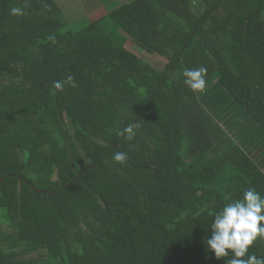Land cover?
<instances>
[{"label": "trees", "instance_id": "trees-1", "mask_svg": "<svg viewBox=\"0 0 264 264\" xmlns=\"http://www.w3.org/2000/svg\"><path fill=\"white\" fill-rule=\"evenodd\" d=\"M253 188L264 0H0V264H226L208 212Z\"/></svg>", "mask_w": 264, "mask_h": 264}, {"label": "clouds", "instance_id": "clouds-1", "mask_svg": "<svg viewBox=\"0 0 264 264\" xmlns=\"http://www.w3.org/2000/svg\"><path fill=\"white\" fill-rule=\"evenodd\" d=\"M26 13L21 7L11 8V15L24 16ZM49 40L56 42L55 36H50ZM184 83L194 93H205L207 87V68L185 70L183 73ZM75 78L69 76L66 81H56L54 84L57 92L64 91L65 83L72 87H77ZM139 124H131L118 133L119 136L132 141L136 137V129ZM114 160L119 164H126L127 153L117 152ZM225 197V200H230ZM264 198L253 188L247 190L243 198L231 203H227L222 211H209L208 215L214 217L212 223V238L207 239V248L215 253L216 259L229 257L226 264H264V258L256 255L248 256L250 247L257 239H264Z\"/></svg>", "mask_w": 264, "mask_h": 264}, {"label": "rangeland", "instance_id": "rangeland-1", "mask_svg": "<svg viewBox=\"0 0 264 264\" xmlns=\"http://www.w3.org/2000/svg\"><path fill=\"white\" fill-rule=\"evenodd\" d=\"M83 1V4L85 5V3H86V0H82ZM121 1V3H123V2H127V1H130V0H120ZM88 2V1H87ZM202 7H199V8H197V11L198 10H200ZM196 10V9H195ZM73 11V10H72ZM75 11V10H74ZM73 11V12H74ZM127 47L130 49V51H132L133 53H135V54H137L138 56H140V57H142L146 62H149L150 61V63H152V64H157L158 66H160V67H162L163 66V64L162 63H159L157 60H156V58L155 57H152L149 53H145L144 52V54H139L138 52H135V51H137V49H136V47L134 46V44H132V43H129L128 45H127ZM135 50V51H134ZM152 57V58H151Z\"/></svg>", "mask_w": 264, "mask_h": 264}]
</instances>
